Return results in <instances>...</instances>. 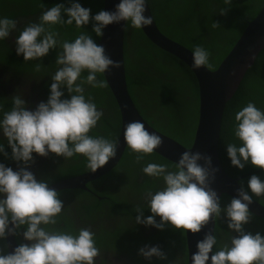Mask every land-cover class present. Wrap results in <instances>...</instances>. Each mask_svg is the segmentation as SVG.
<instances>
[{"label": "clouds", "instance_id": "clouds-1", "mask_svg": "<svg viewBox=\"0 0 264 264\" xmlns=\"http://www.w3.org/2000/svg\"><path fill=\"white\" fill-rule=\"evenodd\" d=\"M68 2L69 7L60 3L43 10L38 21L28 23L14 41L16 55L25 62L42 63L50 50H57V69L50 76L46 102L29 109L22 96L15 94L10 110L0 105V155L17 164L13 170L0 162V241L17 236L21 228L27 241L11 252L8 247L7 251L5 246L0 248V264H96L101 255L90 228L74 233L52 227L57 225L64 203L47 180H38L29 169L34 163L33 154H55L65 160L82 155L93 173L115 158L117 144L113 140L90 135L104 111L86 96L85 86L105 88V80L98 79V75L120 64L105 54L104 46L97 44L88 31H80L72 40H61L60 33L53 29L75 25L80 30L91 22V33L99 40L109 25L123 21L139 30L152 25L153 18L145 15L146 0H119L113 11L101 10L95 15L77 0ZM16 28L14 19L0 16V41ZM192 55L193 68L212 67L211 53L204 47L196 46ZM40 66L36 65L37 70ZM85 72L87 75H82ZM232 134L233 142L226 144L231 166L243 170L250 165L264 171V109L249 101L236 111ZM123 137L126 146L138 154V161L162 145L160 136L149 133L140 121L130 122ZM5 140L10 156L5 151ZM191 149L183 152L171 169L161 163H148L142 168L147 176L161 180L162 186L146 191L143 206L136 207L135 223L161 231L170 226L185 235L200 233L210 220L215 222L223 216L227 240L219 238L216 227L205 233L196 243L191 264H264V234H253L245 228L253 216L249 208L253 197H264V180L251 175L247 187L240 181L237 195L222 206V197L211 187L218 171L212 166L211 156ZM144 208L151 215L144 217ZM139 255L147 260L167 258L159 246L145 245Z\"/></svg>", "mask_w": 264, "mask_h": 264}, {"label": "trees", "instance_id": "trees-1", "mask_svg": "<svg viewBox=\"0 0 264 264\" xmlns=\"http://www.w3.org/2000/svg\"><path fill=\"white\" fill-rule=\"evenodd\" d=\"M146 1L157 27L163 34L191 51L196 46H202L211 53L212 67L210 70L217 68L247 23L264 6V0ZM49 2L50 0H0V16L11 19L17 17L21 22L20 17L29 12L40 16ZM56 2L70 6L68 0H54L53 4ZM77 2L85 8H90L92 15L103 10V0H77ZM64 19H67V16H64ZM91 29L92 23L90 22L80 30L76 29L75 25H57L53 30L60 33L61 40H72L80 31L85 30L97 43L98 37L91 33ZM4 48H7V44L0 41V56ZM123 52L128 93L140 115L162 134L186 147L190 146L198 115V84L194 73L178 58L151 43L141 29L132 28L130 23L126 25ZM56 55L57 50H50L47 58L48 74L52 75L57 69L54 64ZM82 75L86 76L87 72ZM98 79H104V77L98 75ZM48 82H52L51 79ZM85 88L86 96H90L98 109L104 111V117L98 122L97 127L91 130L90 135L104 136L116 143L120 132V116L112 93L108 86L100 89L86 85ZM64 92L66 98L68 95L66 89ZM249 101L254 102L258 108L264 109V50L257 55L237 91L227 102L220 129L218 153L222 168L229 176L239 178V184L240 181H244L245 187L251 175L262 178L264 171L250 165L243 170L231 166L226 153V144L233 142L234 139L232 128L235 112L246 106ZM0 105H3L5 111L11 108L4 95H0ZM5 151L10 156L11 149L7 147V141ZM137 155L126 146L121 159L110 171L87 183V191L83 189L59 190L60 199L64 201V209L58 217L57 225L52 227L78 232L82 227L81 221H91L95 218L94 213L102 209L108 210L107 217L114 213L123 214L124 217L136 216V207L143 206L146 191L149 189L155 191L162 186L161 180L147 176L142 172V168L148 163L166 164L170 169L174 165L154 152L143 155L139 161ZM2 159L8 163L12 161L5 159L3 155ZM86 164V159L82 155H77L70 160L64 159L63 163L54 170L47 171L40 176L52 185L57 181L90 171L91 169L87 168ZM112 182L118 183L119 189L110 191L107 183ZM91 183H94V186H91ZM93 192L95 195L92 194ZM221 197L222 206L231 200V197L226 194ZM253 198L264 204V198ZM144 210L146 217L151 215L149 210L146 208ZM252 218L264 223V219L255 215ZM157 221L159 222L158 219ZM251 222L252 220L249 223ZM215 227L219 234L218 229L224 228L222 217L215 221ZM143 229L145 237L142 241L145 245L160 241L159 245L153 246H159L164 253L167 250L163 245L166 243L165 236L178 238L179 248L173 244L171 250H168V254L165 253V255L167 258H176L179 261L176 264H187L185 235H182L181 230L170 226H166L162 231L150 226H143ZM23 231L24 229L21 228L19 234L14 236L18 244H21L20 239L23 236L20 237V235ZM108 233L114 236L117 234L112 231ZM108 233L95 234L96 245L101 244ZM261 233L264 234V226ZM136 256L137 261L141 259L146 264H173L170 261L164 263L166 260H157L156 257L147 260L143 256L140 258L139 254Z\"/></svg>", "mask_w": 264, "mask_h": 264}, {"label": "water", "instance_id": "water-1", "mask_svg": "<svg viewBox=\"0 0 264 264\" xmlns=\"http://www.w3.org/2000/svg\"><path fill=\"white\" fill-rule=\"evenodd\" d=\"M117 3H119V0H103V10L113 11ZM145 7V15L152 16L147 1ZM126 25L127 23L125 24L122 21L119 24L107 26L104 29L103 37L98 40V44L104 46L105 54L120 64L119 68L110 67L103 75L115 99L120 116V132L116 142V156L94 173L90 170L83 174L57 181L50 187L55 188L57 191L64 189H84L87 191V183L110 171L121 158L126 148L123 137L125 127L130 122L140 121L145 125L149 133H155L162 140V145L154 149L153 152L174 164L179 161L183 152L189 151L191 148L192 152L198 151L204 155L211 156L212 166L218 169L211 187L220 196L226 194L231 198L235 197L240 186L239 178L229 176L222 168L218 153L220 129L227 102L237 91L244 75L255 62L257 55L264 50V6L247 23L231 50L217 68L213 70L203 66L199 69L193 68L192 51L163 34L154 19L152 25L141 29L151 43L186 64L196 77L198 84V115L193 139L188 147L150 126L135 107L128 93L125 76L123 48ZM200 163L203 164V161ZM249 208L253 215L264 219V206L257 200L253 198V203ZM214 227L215 222L210 220L200 233L192 234L189 232L185 234L187 264H191V255L197 251V241L202 240L205 233L211 231ZM6 241L8 252H11L17 246L15 238L9 235Z\"/></svg>", "mask_w": 264, "mask_h": 264}, {"label": "flooded vegetation", "instance_id": "flooded-vegetation-1", "mask_svg": "<svg viewBox=\"0 0 264 264\" xmlns=\"http://www.w3.org/2000/svg\"><path fill=\"white\" fill-rule=\"evenodd\" d=\"M52 1L54 2V0H50L44 10L56 4H60L59 2L53 4ZM20 18L21 22L17 17L14 19L17 22V28L7 39L3 41L4 44H7V48L3 49L0 56V95L6 96L7 102L12 106L11 97L15 94H20L25 100L28 108L34 109L41 101L46 102L49 96V85L51 84V82H48L51 74L47 73L49 66L47 65V58L49 55L43 58L42 63L40 61L25 62L22 56L16 55L14 44L16 37L28 23L38 21L39 16L29 12ZM38 63L41 65L39 70H37L36 67ZM50 69L53 70L51 67ZM4 143H6V140ZM33 155L34 163L31 165L29 170L35 174L38 180L42 178L40 176L41 174L54 170L64 161L62 156H56L55 154H49L47 157H40L36 154ZM0 162L5 163L6 166L12 167L13 170H16L17 168V164L15 162H5V160L2 159V155H0ZM261 180H264V175ZM107 184L110 191L119 189L118 183L116 182ZM91 186H94V183H91ZM92 194L95 195L94 192ZM257 201L264 206V204L259 200ZM107 211V209H102L99 212L94 213L95 218L91 221L80 222V225L82 226L81 228H90L95 234L102 235L103 232L108 233L109 231L117 233L115 236L108 233V235L105 236L104 241L101 244L96 245L101 252V255L96 258V264H146L141 259L137 261L138 257L136 256V254H139V249L145 246V243L142 241L145 237V230L143 229L144 225L136 224L135 216L124 217L123 214L114 213L110 217H107ZM144 217H146V215H144ZM157 219L159 220V217H157ZM251 220V223L245 225L246 230L252 232L253 234L261 232L264 223L255 218H251ZM222 223L224 228L218 229V236L221 240L226 241L228 238V231L226 221L223 216ZM21 236L23 235L21 234L20 237ZM165 240L166 243H163L164 249L167 248L165 253L168 254V250H171L173 244L179 248L178 238H168L165 236ZM20 242L27 243L23 237L20 239ZM159 244L160 241H157L149 246ZM4 246L7 251L6 240L0 241V248H4ZM140 258L143 257L140 256ZM165 260L166 261H164V263L170 261L171 263L176 264L179 262L174 257H169Z\"/></svg>", "mask_w": 264, "mask_h": 264}, {"label": "bare ground", "instance_id": "bare-ground-1", "mask_svg": "<svg viewBox=\"0 0 264 264\" xmlns=\"http://www.w3.org/2000/svg\"><path fill=\"white\" fill-rule=\"evenodd\" d=\"M121 159V158H120Z\"/></svg>", "mask_w": 264, "mask_h": 264}]
</instances>
